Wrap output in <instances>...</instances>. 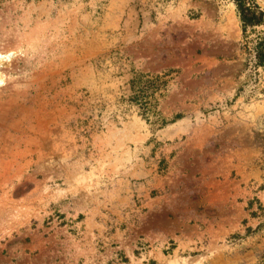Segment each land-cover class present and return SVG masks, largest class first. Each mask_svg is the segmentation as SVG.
Masks as SVG:
<instances>
[{
	"label": "rangeland",
	"instance_id": "1",
	"mask_svg": "<svg viewBox=\"0 0 264 264\" xmlns=\"http://www.w3.org/2000/svg\"><path fill=\"white\" fill-rule=\"evenodd\" d=\"M263 33L232 0H0V264H264Z\"/></svg>",
	"mask_w": 264,
	"mask_h": 264
},
{
	"label": "trees",
	"instance_id": "2",
	"mask_svg": "<svg viewBox=\"0 0 264 264\" xmlns=\"http://www.w3.org/2000/svg\"><path fill=\"white\" fill-rule=\"evenodd\" d=\"M232 1L237 6L244 34L249 29L254 30L264 25V11L257 5L255 0ZM256 58L258 65H264V33L257 40ZM154 82L152 78L146 76H139L132 82L133 96L130 101L142 110L143 115L147 118L151 115L156 116L153 110L156 104L155 93L157 91ZM155 123H159V120H155Z\"/></svg>",
	"mask_w": 264,
	"mask_h": 264
}]
</instances>
